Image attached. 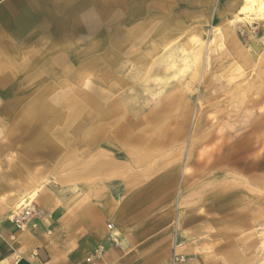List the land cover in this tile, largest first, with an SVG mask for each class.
<instances>
[{"label":"rangeland","instance_id":"rangeland-1","mask_svg":"<svg viewBox=\"0 0 264 264\" xmlns=\"http://www.w3.org/2000/svg\"><path fill=\"white\" fill-rule=\"evenodd\" d=\"M240 1L0 0V189L22 185L19 158L38 185L68 193L114 166L127 186L198 214V264H264V16L239 14ZM170 23L192 63L177 60L184 71L161 86L155 62L171 38L154 54L141 37ZM114 36L123 49L109 56ZM38 90L48 95L28 126L20 115ZM81 170L93 175L64 181Z\"/></svg>","mask_w":264,"mask_h":264},{"label":"crops","instance_id":"crops-1","mask_svg":"<svg viewBox=\"0 0 264 264\" xmlns=\"http://www.w3.org/2000/svg\"><path fill=\"white\" fill-rule=\"evenodd\" d=\"M243 3L241 0L239 14ZM167 26V32H163L161 24L141 37H154L149 53L164 50L163 37L171 38L165 46L175 42L181 26L177 23ZM235 44L233 52L237 56L243 51L238 42ZM116 47L123 49L114 36L111 48L107 49L109 56L115 55ZM54 57V62H60L64 53L56 52ZM40 93L38 90L35 94ZM20 99L18 93L11 97V100ZM25 152L31 154L28 150ZM23 161L19 158L13 163L22 184L16 188L17 192L12 193L11 188L0 189V264H195L202 259L195 242L189 241L194 234L193 224H201L202 220L194 210H182L171 193L163 194L146 186L131 187V183L127 186V177L110 165L99 174L96 187L87 184L73 193L47 190L45 184L38 185L44 181L43 177L30 171ZM90 173L91 170H81L63 179ZM36 186L41 190L36 198L40 217L28 220L19 228L12 221L8 203ZM174 242L180 246H174ZM174 253L194 259L173 263Z\"/></svg>","mask_w":264,"mask_h":264},{"label":"bare ground","instance_id":"bare-ground-1","mask_svg":"<svg viewBox=\"0 0 264 264\" xmlns=\"http://www.w3.org/2000/svg\"><path fill=\"white\" fill-rule=\"evenodd\" d=\"M242 11H247L249 15H253L255 18L263 17L264 16V0H244ZM173 45H174L173 42H168L165 46V51H166L165 55L162 58L156 60L155 62V66L158 69H163L166 74L165 77L162 78L161 80L162 81L160 83L161 86L170 83V81L174 77H176V75L184 71V68H179V69L177 68L178 66L176 64L177 60L182 59L183 67H186V66L188 67L192 63V60L190 58H187L186 60L184 57L181 56L180 58L179 55H176L177 51L173 48ZM182 52L183 51H181L180 53L182 54ZM45 94L48 95L47 93ZM46 95H44V93L40 94L36 96L29 103L27 109L20 115L21 116L20 122H24L28 126H31L33 123L37 122V118L39 116L38 113L41 107L44 105V100L46 99ZM74 112L73 110H71V114H73ZM38 195H39L38 186L31 188L30 191L28 192L21 193L14 200L8 203L10 207V215L12 216V214H17L19 211L30 206L31 202L35 200Z\"/></svg>","mask_w":264,"mask_h":264},{"label":"built area","instance_id":"built-area-1","mask_svg":"<svg viewBox=\"0 0 264 264\" xmlns=\"http://www.w3.org/2000/svg\"><path fill=\"white\" fill-rule=\"evenodd\" d=\"M39 218L40 212L33 206V203L31 206H28L24 208L23 210L19 211L17 214H12V221L21 228L24 223H26L28 220L32 218ZM108 228H111V226H108ZM182 260V259H180Z\"/></svg>","mask_w":264,"mask_h":264}]
</instances>
